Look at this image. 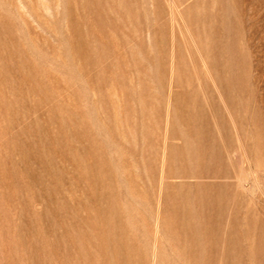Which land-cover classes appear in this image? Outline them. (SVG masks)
<instances>
[{"label":"rangeland","instance_id":"374dc122","mask_svg":"<svg viewBox=\"0 0 264 264\" xmlns=\"http://www.w3.org/2000/svg\"><path fill=\"white\" fill-rule=\"evenodd\" d=\"M0 264H264V0H0Z\"/></svg>","mask_w":264,"mask_h":264}]
</instances>
